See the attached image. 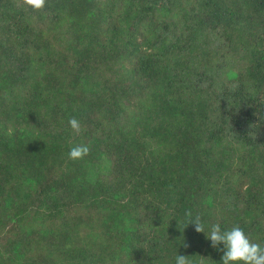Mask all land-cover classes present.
<instances>
[{
  "label": "trees",
  "instance_id": "16d2710c",
  "mask_svg": "<svg viewBox=\"0 0 264 264\" xmlns=\"http://www.w3.org/2000/svg\"><path fill=\"white\" fill-rule=\"evenodd\" d=\"M195 215L264 245V0H0V264H219Z\"/></svg>",
  "mask_w": 264,
  "mask_h": 264
},
{
  "label": "clouds",
  "instance_id": "9594fccd",
  "mask_svg": "<svg viewBox=\"0 0 264 264\" xmlns=\"http://www.w3.org/2000/svg\"><path fill=\"white\" fill-rule=\"evenodd\" d=\"M30 3L35 8H42L45 0H30ZM69 125L77 133L81 130L80 121L75 117L69 120ZM88 152L89 147L86 144H80L71 147L68 155L75 160L83 158ZM190 223L195 226L198 233L205 234L213 248L222 250L219 264H264V245L251 240L239 225L231 228L222 227L220 223L206 225L199 215L189 216L187 225ZM178 225L183 231L185 226L181 223ZM175 264H188V257L178 254Z\"/></svg>",
  "mask_w": 264,
  "mask_h": 264
}]
</instances>
